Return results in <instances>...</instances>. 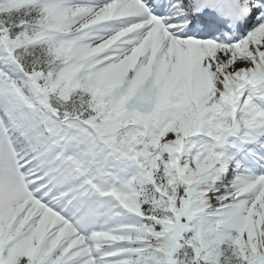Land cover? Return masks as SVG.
Wrapping results in <instances>:
<instances>
[{
  "label": "snow or ice",
  "instance_id": "obj_1",
  "mask_svg": "<svg viewBox=\"0 0 264 264\" xmlns=\"http://www.w3.org/2000/svg\"><path fill=\"white\" fill-rule=\"evenodd\" d=\"M0 264H264V0H0Z\"/></svg>",
  "mask_w": 264,
  "mask_h": 264
}]
</instances>
